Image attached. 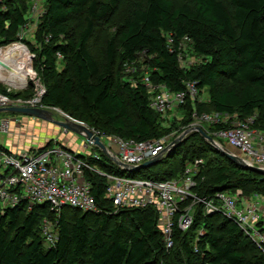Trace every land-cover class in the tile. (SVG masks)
Listing matches in <instances>:
<instances>
[{
	"label": "trees",
	"instance_id": "trees-1",
	"mask_svg": "<svg viewBox=\"0 0 264 264\" xmlns=\"http://www.w3.org/2000/svg\"><path fill=\"white\" fill-rule=\"evenodd\" d=\"M229 2L231 9L222 0H185L179 7L172 0H135L124 15L118 39L107 42L102 64L90 44L98 23L118 12V0H46L35 34L38 49L33 53L46 88L43 105L78 114L105 135L137 141L171 135L172 127L151 109L144 82L137 77L135 84L123 81L125 68L140 64L143 58L153 85L177 93L191 81L207 91V102H189L181 109L186 122L193 120L195 111L238 120L255 115L254 127L264 131V0ZM8 4V12L0 14V47L17 40L28 10V0ZM74 16L85 17L80 32L70 25ZM185 43L201 59L190 68H182L179 59ZM182 146L186 150L179 168L169 165L154 180L174 179L188 162L205 161L207 153H215L227 162L215 167L205 162L200 197L237 189L247 194L255 184V190L264 193L263 175L236 165L198 133ZM177 150L156 166L167 164ZM100 161L89 159L91 165ZM108 169L119 170L111 161ZM87 179L93 183L102 213L67 207L57 217L47 205L29 210L24 204L0 212V264H165L169 256L180 264H264L262 252L235 222L221 214L205 215L202 205L196 209L193 227L187 232L177 228L175 246L167 250L154 209L112 212L104 198L105 179L90 171ZM45 218L57 223L58 241L51 248L43 243ZM199 229L205 233L196 253L194 234Z\"/></svg>",
	"mask_w": 264,
	"mask_h": 264
},
{
	"label": "built area",
	"instance_id": "built-area-1",
	"mask_svg": "<svg viewBox=\"0 0 264 264\" xmlns=\"http://www.w3.org/2000/svg\"><path fill=\"white\" fill-rule=\"evenodd\" d=\"M10 1L12 0H0V14L8 12ZM45 2L46 0H28L25 21L18 28L15 42L21 43L28 52L30 50L24 42L29 41L30 37L35 40L38 25L45 13ZM8 25L9 22H6V29ZM31 57L33 62L35 55L31 54ZM59 57L61 58L60 55ZM179 59L182 68L192 66L185 62L184 51ZM143 82L151 95L150 107L161 116L163 122L168 119L171 112L181 110L189 102L194 104L208 101L195 82H186L185 89L177 93L171 92L164 85H153L149 77ZM6 92H0V109L17 107L52 110L42 103L46 94V88L43 85H39L31 97H19V92L9 88H6ZM11 93L14 94L13 97L10 96ZM64 115L67 116L65 113ZM192 118L200 124L207 125L208 128L228 124L213 133L207 131V134L220 148L230 152L236 150L239 156L242 155L246 164L264 170V131L254 127L255 115L244 120L237 118L231 120L233 117L230 116L217 113L198 115L195 111ZM10 124L9 119L0 120V134H8ZM91 131L103 144V140L108 142V145H104L111 157L131 167L168 157L172 153H169L170 146L181 136L168 135L161 139L137 141L115 135H104L96 130ZM62 133L66 136L65 134L71 131L64 129ZM72 134L75 133L72 132ZM80 137L83 140H76L78 142L76 148L60 138L48 139L41 149H29L16 153L0 147V212L4 214L8 209L24 204L29 210L36 206L47 205L57 217L67 207L83 213H102L104 210L98 207L93 195V183L87 179V171H90L105 179L104 198L110 203L114 210L112 212L149 208L157 212V225L167 250L175 246L177 228L187 232L192 227L197 209L188 205V202L192 201L199 206L202 205L204 214L207 216L221 214L235 222L244 236L251 240L264 255V203L249 200L241 189L220 191L208 198L200 197L198 189L204 181L202 173L205 161L203 159L188 162L184 171L171 180L119 177L89 163L90 158L101 159L98 154L87 153L86 150L91 147L98 149L102 154L103 152L95 145L94 140L88 141L84 136ZM80 149L85 151V155L78 154ZM111 162L120 168L113 161ZM56 226L57 223L49 218H45L41 224L43 243L47 248L55 246L58 241ZM204 233L202 229L197 235L196 253L198 252L197 243Z\"/></svg>",
	"mask_w": 264,
	"mask_h": 264
},
{
	"label": "rangeland",
	"instance_id": "rangeland-1",
	"mask_svg": "<svg viewBox=\"0 0 264 264\" xmlns=\"http://www.w3.org/2000/svg\"><path fill=\"white\" fill-rule=\"evenodd\" d=\"M103 1L109 2L110 0H103ZM134 1L135 0H118V2H119L118 12L109 21H101L100 23H98L95 36L92 39L91 44H90V50L102 64H104L106 61V44H107V42L113 40L114 38L118 39L119 30L122 26L124 15L127 13L129 7L132 5V3ZM172 1L174 2L176 7H179L185 3V0H172ZM222 1L230 9L232 8L229 0H222ZM70 25L73 28H75L76 31H78V32L82 31L85 27V17L84 16L72 17V19L70 21ZM31 40H33V39L30 37L29 41L24 42L25 43L24 45L28 46V49L30 50L31 54H33V53H36L35 50L38 49L37 48L38 46L35 43V40H33V41H31ZM1 47H3V46H1ZM33 55H35V54H33ZM184 55L186 57L185 62H187L188 64H190L192 66H194V64H197L201 61V59L198 58L192 52V48L187 43H185V45H184ZM142 59L143 58H141L140 64H138L134 67L132 66V67L125 68V71L123 72V74H124L123 75L124 76L123 81L124 82H129V83L135 84L136 80L134 78H136V77H137L136 79H138V80L140 79L142 81H144V80L146 81V78H148V76H149V71H148V69H147V67L144 64V61ZM34 60L35 59H33L32 70L35 73H37L38 80H40V81H34L33 82L32 79H29L27 82V87L24 90H22V91L17 90V92H19V95H18L19 97H25V96L30 95L31 93L34 94L36 89H38V86L40 84L43 85L42 84L43 82H42L41 78L39 77V73H38L39 68H37L38 66L34 64ZM62 68H63V62L60 58L59 69H62ZM30 71H31V69H30ZM34 72L31 71V73H33V74H34ZM38 82L40 84H38ZM6 88H7V86L0 83V92L7 93ZM15 89H17V88H15ZM12 91H16V90H12ZM10 96L13 97L14 94L11 93ZM203 96H204V98H207V99L209 98L206 90L203 92ZM51 109H52L51 112L53 113L54 119L56 121H64L65 119L68 118L72 121H77L78 123L86 125L90 130H96V131L99 130V129L94 128V126H92L91 124H89L86 119L84 120L82 118H79L78 114L71 113V112H65L61 108H51ZM55 109H56L58 114H56ZM64 113L67 116H65ZM60 115H63V116H60ZM183 115L184 114L182 113V111L177 109L174 112H171L169 114L168 119L164 122L165 125L172 127L171 135H175L177 137H179L183 132H185L188 129L194 130V131H191L182 140H180L182 142L181 146L178 147L177 152L174 155H172L173 157L170 158V160L168 161L167 164H161L159 166H153V167L148 168V169H142L138 172H126V171L121 170L120 168H118L116 166L119 169L117 172V171H112V170L108 169L110 167V161L107 160V158L98 149L90 147L88 150H86V152L87 153L92 152V153L98 154L100 156L101 161L97 162L96 166L99 169H102V170H104L110 174H113L114 176L126 177V178H132V179H154L155 174L157 172L165 171L169 165H175L176 168H179L178 163L181 161L183 154H184V151L186 150V148L182 145L187 140L193 139L195 134H197V132L195 131L194 128L201 127L206 133L209 130L207 125L200 124L196 120L186 122L183 119ZM4 118L15 120L14 124L17 126H12V128H11V129H14L13 132L11 131L12 134L14 135V139L17 138V139L22 140L24 142H27V141L32 142V143L36 144V147L39 146V144L45 142L46 141L45 139H52V138L57 139L60 137V139H63L64 141L67 140L66 142H68L71 147L76 148L77 143H78L76 140H79V141L83 140V138H81L80 136H78L76 134H72V132L66 133L65 134L66 136H64V134L62 133V132H64V128H62L58 125H55V124H53V126L52 125H49V126H31L30 124L28 125V123H27L26 126H23V127L18 126V124L22 123V121L25 118H28V120L32 121V119H34L32 117H27V116L20 115V114H12V113L3 114V113H0V120H2ZM234 118L235 117H233L231 120H233ZM61 133L63 134V136H61ZM9 137H12V136H7V134H0V145L5 146L6 141ZM103 142L105 145H108L107 141L103 140ZM33 148H35V147H33ZM79 151H80L78 153L79 155H85L84 150L80 149ZM231 152L233 154H236L238 157H240L242 159V157H241L242 155L239 156L238 151L231 150ZM160 159L162 160V158H160ZM205 162H206V164L209 163L210 167H215V166H220V165L226 164L227 160H225L222 156H219L215 153H207L205 156ZM256 186H257V184H255V186L249 187V190H248L247 194H245V196L248 197L249 200H257V201H260L261 203H264V193H261L262 190H260V189L258 191H256L255 190ZM188 205L189 206L192 205L193 209L200 207L198 203H195L192 201H189ZM193 225H194V222H193ZM193 225H192V227H193ZM201 230L202 229H199L198 231H196L197 234L195 233L194 235L197 236ZM164 263L165 264H180V262L178 260L175 261V259L173 257H170V256L165 258ZM161 264H163V263H161Z\"/></svg>",
	"mask_w": 264,
	"mask_h": 264
},
{
	"label": "water",
	"instance_id": "water-1",
	"mask_svg": "<svg viewBox=\"0 0 264 264\" xmlns=\"http://www.w3.org/2000/svg\"><path fill=\"white\" fill-rule=\"evenodd\" d=\"M7 112L12 114H20L25 115L29 117H34L41 119L46 122H51L53 124H56L67 131H71L75 134H78L80 136H84L88 141L94 140L95 145L100 148V150L103 152L105 156H107L111 161H113L115 164H117L120 168H122L126 172H138L142 169H148L153 166H156L160 163L161 159H154L151 161H148L140 166L137 167H131L126 166L122 163H120L117 159L111 157L108 153L107 148L105 145L101 142L100 138L95 136L94 133L84 124L78 123L77 121H72L70 119H65L64 121H56L54 119L53 113L49 109H42V108H17V107H11V108H3L0 109V113ZM197 133L205 140L207 143H209L212 147H214L217 151L222 153L225 157H227L229 160L234 162L236 165L243 167L246 170L254 171L256 173H259L264 176V170L260 168H256L253 166H250L245 163L243 159L238 157L237 155L233 154L227 149H222L218 146V144L215 142V140L208 135L201 127L194 128ZM191 131H194L192 129L186 130L179 139H177L173 144L170 146L169 153L175 151L178 147L181 146V141L184 137H186Z\"/></svg>",
	"mask_w": 264,
	"mask_h": 264
},
{
	"label": "bare ground",
	"instance_id": "bare-ground-1",
	"mask_svg": "<svg viewBox=\"0 0 264 264\" xmlns=\"http://www.w3.org/2000/svg\"><path fill=\"white\" fill-rule=\"evenodd\" d=\"M30 55H31L30 51L28 52V50L21 43H17V42H13L7 45L6 47L0 48V83L7 86L9 90L17 91L19 89H25L27 87V82L29 79H32L33 82L40 81L38 80L37 73H35L32 70L33 62H32V57ZM30 69L32 72H34V74L31 73ZM55 112L56 114H58L56 109H55ZM2 113L7 114V112H2ZM60 116H63V115H60ZM35 119H38V118H35ZM14 123H15V120H11V124H10L11 128L13 125H15ZM18 126L23 127L24 124L19 123ZM11 128L7 136H13L12 132L14 131V129H11ZM45 140L47 141L48 139H45ZM0 147L9 152H13V151L6 149L2 145H0ZM13 153H16V152H13Z\"/></svg>",
	"mask_w": 264,
	"mask_h": 264
},
{
	"label": "crops",
	"instance_id": "crops-1",
	"mask_svg": "<svg viewBox=\"0 0 264 264\" xmlns=\"http://www.w3.org/2000/svg\"><path fill=\"white\" fill-rule=\"evenodd\" d=\"M22 123L24 124V126H26V124L28 123V125L30 124L31 126H49V125H52L53 126V123L51 124L50 122H46V121H43V120H39V119H32L31 120H28V118H25ZM56 125V124H55ZM13 126H16V125H13ZM61 136H63V134L61 133ZM60 138V137H59ZM62 141H64L62 139ZM67 141V140H66ZM45 143H41L39 144V146L36 147V144L34 143H31V142H24L22 140H19V139H14V135L12 137H9L6 141V144L5 147L6 149L10 150V151H13V152H19V151H24V150H29V149H41L42 147H44ZM33 147H36V148H33Z\"/></svg>",
	"mask_w": 264,
	"mask_h": 264
}]
</instances>
